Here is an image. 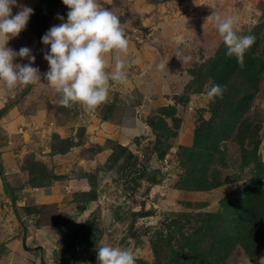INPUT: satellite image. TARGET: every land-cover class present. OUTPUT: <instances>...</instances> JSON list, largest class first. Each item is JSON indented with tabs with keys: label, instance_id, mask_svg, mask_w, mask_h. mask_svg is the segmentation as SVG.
Here are the masks:
<instances>
[{
	"label": "rangeland",
	"instance_id": "1",
	"mask_svg": "<svg viewBox=\"0 0 264 264\" xmlns=\"http://www.w3.org/2000/svg\"><path fill=\"white\" fill-rule=\"evenodd\" d=\"M155 1L163 3L158 5L160 10L140 18L126 0H116L117 8L110 7L113 0H100L120 18L128 40L136 41L140 29L144 44L130 58L136 61L128 69L130 83L113 85L108 103L96 112L86 113L78 105L62 106L59 95L43 78L18 99L24 85L11 92L0 89V105L16 99L0 116L4 163L0 173V264H99L97 249L102 244L131 249L136 264H164L169 259L167 244L176 245L177 240L172 220L189 215L185 230L195 235L191 228L198 219L194 214L198 212L202 219L209 218L208 214L221 215L223 219L235 208L234 200L242 198L244 183L254 176L264 199V167L260 176L252 156L249 162H242L246 149L255 150L264 164V68L256 83L232 78L222 97L210 99L207 95L213 85L210 64L224 44L212 14L236 15L239 34H253L255 25L264 22V0ZM16 2L32 10L40 2L45 5L33 23L30 15L25 29L7 45L17 52L22 47L31 49L35 56L32 66L42 76L49 70L43 57L50 46L43 45L41 37L61 23L58 15L66 21L69 9L62 0ZM19 10L13 7L12 15ZM259 31L260 38L264 31ZM259 45V52H264V37ZM184 57L189 59L184 61ZM28 62L19 57L14 61ZM162 62L167 68L160 70L157 65ZM248 84L251 91L256 89L253 99L230 121L228 133L218 135L222 104L226 99L235 106L244 93L240 89ZM232 86L236 90L230 91ZM161 107L166 110L160 111ZM196 142L217 149L206 160L189 158L194 150L200 152ZM120 145L127 150L120 152ZM33 163L38 166L31 176L25 168H33ZM94 178L96 197L80 211L83 201L76 194L89 191ZM199 179L212 186L199 189ZM3 180L11 187L14 201L3 188ZM210 222L220 224L218 218ZM244 223L240 231L248 224ZM81 225L84 229L78 232ZM168 236L175 238L173 242L161 240ZM241 242L227 250L223 264H264V245L249 254ZM187 253L181 263L202 264L200 256Z\"/></svg>",
	"mask_w": 264,
	"mask_h": 264
},
{
	"label": "clouds",
	"instance_id": "2",
	"mask_svg": "<svg viewBox=\"0 0 264 264\" xmlns=\"http://www.w3.org/2000/svg\"><path fill=\"white\" fill-rule=\"evenodd\" d=\"M67 20L57 16L61 23L52 26L41 43L50 46L44 54L49 70L43 79L59 95V103L71 108L79 106L86 113L96 112L108 103L113 85L127 86L130 44L120 18L104 7L100 0H62ZM19 7L13 16L12 8ZM32 9L17 5L16 0H0V89L14 91L18 86L41 82L38 67H33L35 56L31 49L15 51L8 42L25 29ZM216 30L227 48L226 55L234 56L241 68L247 50L255 43L254 35L239 34V17L213 13ZM17 57L29 61L14 63ZM189 58L184 57L187 61ZM167 63L157 68L166 69ZM224 86L213 84L207 95L210 99L222 97ZM99 264H136L133 251L126 247L102 244L97 249Z\"/></svg>",
	"mask_w": 264,
	"mask_h": 264
},
{
	"label": "trees",
	"instance_id": "3",
	"mask_svg": "<svg viewBox=\"0 0 264 264\" xmlns=\"http://www.w3.org/2000/svg\"><path fill=\"white\" fill-rule=\"evenodd\" d=\"M45 5L44 3L40 2L38 3L33 11L30 17L31 22L33 23L34 18L37 17L38 12H42ZM255 32L251 35L255 36V43L251 46L249 50L246 51L245 57H244V67L241 68L239 64L237 63V60L234 56H228L226 55L227 48L223 44L221 45L220 50L218 51L217 56L212 60L209 68V74L212 78L213 84H219L224 86V90L226 89L228 82L230 79H237L240 78L243 81H246L247 83L254 81L257 82V76L264 68V52H259L261 49V38L263 39L264 34L260 36L259 33L263 30L264 31V22H260L259 24L255 25L254 29ZM260 47V48H259ZM264 51V49H263ZM43 78V75L41 76ZM32 85L26 86L24 88V91H22L18 98L21 95H25L30 91V87ZM236 90L235 86L230 87V91ZM251 85H245V87L240 89L244 90L243 95L238 98V100L235 101V106L231 104L233 101H227L225 99V102L222 104V107L219 110V114L221 115V123L217 129L218 135L222 134V136L225 135V132L228 133L230 129V121L232 119L238 118L242 114L245 109H247L248 103L250 100L253 99ZM254 88V92H255ZM228 92V90H227ZM253 92V93H254ZM16 103V100L11 101L6 108L13 106ZM6 108L0 111V116L4 114ZM166 108H160V111H164ZM165 114V113H164ZM218 114V115H219ZM165 115H170V113L166 112ZM163 122L164 120L161 119ZM165 124V122H163ZM151 126L154 127V123H151ZM216 133V132H215ZM206 136V135H204ZM205 138V137H202ZM196 146L200 145V142L195 143ZM257 145H255L256 149ZM65 148V147H64ZM120 152L126 151L127 148L124 145H120ZM217 149L216 145H213V147H210L208 143H203V145H200L199 153L194 150L191 155H188L189 158H200L203 157L205 160L208 156L211 155V150ZM63 151V149H60V152ZM256 151L249 152L246 149H243V157L242 162L246 163L250 161V158H254V164H256L257 169L259 170V175L263 176L261 174V169H263L264 164L260 161V159L255 156ZM38 165L36 163H33L32 165L25 168L27 171L31 173L32 176V170H36ZM2 168V161L0 159V173L3 172ZM257 170V171H258ZM34 177V176H33ZM31 177L32 182L35 181V177ZM153 183H156L154 179L150 178ZM198 181V180H197ZM96 180L95 178L93 181H91V189L87 192L78 193L76 194L79 196L82 201V203H79V210L82 211L87 202H90L91 200H94L96 197ZM208 181L205 179L203 181L197 182V187L199 189H206L212 186V184H207ZM3 185L5 186L6 190L8 189V184L6 181L3 180ZM258 179L257 177H252L250 182L244 183V189H243V196L242 198L235 199V208H231L228 212V214L223 217L220 215V218L218 215L214 214H208L209 218L202 219L203 216H200V214L197 212L194 214L197 216V223L195 226H193L191 229L193 230V234L195 235H189L188 232L185 230V225L189 223L188 217L186 214L184 216H187L186 219H174L172 220V228L173 231L176 232L177 240L176 245L173 243L172 245L167 244L168 246V257L167 262L164 264H183L181 263V260L184 259V255H188L187 252L190 253V255H197L200 256L202 259V264H223V260L227 254V250L232 247L235 242H242L244 245V248L247 253L249 254H255L263 245H264V199L262 200V193L263 191L259 189L258 187ZM258 190H261L260 193ZM12 193V190H10ZM16 198L12 197V200L14 201ZM78 201V200H77ZM79 202V201H78ZM25 210L31 211L32 207H25ZM200 217H199V216ZM202 217V218H201ZM205 217V216H204ZM214 218H218L220 221L219 225H212L211 220ZM243 222H247L248 224L245 225L244 231H240V227L243 225ZM244 223V224H245ZM200 224V225H199ZM72 226V225H69ZM169 227V225H166ZM81 228V229H80ZM83 228V225H81L78 228V232H81ZM211 232L212 235H209L208 233ZM245 232V233H244ZM246 234L245 236L243 235ZM253 233V234H252ZM208 235V236H207ZM206 238V242H203V238ZM211 236V237H210ZM251 236V237H250ZM168 237H163L161 240L168 241L170 243ZM85 240V238H83ZM175 238L173 237L172 240ZM171 240V241H172ZM165 241V242H166ZM173 242V241H172ZM177 247V248H175ZM155 249V254L158 255V251H156V245L153 247ZM185 249L187 251H185ZM198 250V252H197ZM182 257V258H181ZM169 261V262H168ZM182 262H184L182 260Z\"/></svg>",
	"mask_w": 264,
	"mask_h": 264
},
{
	"label": "crops",
	"instance_id": "4",
	"mask_svg": "<svg viewBox=\"0 0 264 264\" xmlns=\"http://www.w3.org/2000/svg\"><path fill=\"white\" fill-rule=\"evenodd\" d=\"M24 1V0H23ZM26 1H28V0H25V2L23 3V4H25L26 3ZM128 3H132L131 5H132V7H134V15H137V17H140L141 18V16H144V13H147V12H149V11H152V10H160L159 9V7H158V5H159V3H162V2H159V3H157L155 0H126ZM114 2H116V0H113V2H111V4H110V7H115V8H117L118 6L114 3ZM121 3H123V0H121ZM136 3V4H135ZM163 4V3H162ZM169 4V3H168ZM170 4H172V3H170ZM138 21H139V18H138ZM132 23V22H131ZM134 42H135V44L136 45H134ZM130 41L129 40V44H130V55H129V57H128V60L132 63V62H134L135 60H130V58L132 57V56H136V51H138V50H143V46H142V43H138L137 41ZM143 44H144V42H143ZM146 49V48H145ZM149 50H152V49H149ZM136 53V54H135ZM140 56V55H139ZM134 59V58H133ZM138 60H139V58H138ZM142 61H144V59L142 58ZM141 61V62H142ZM130 63V64H131ZM135 63H136V61H135ZM144 63H146V62H144ZM152 63V62H151ZM140 66H141V68H143L144 66H142L143 64H139ZM133 70V69H132ZM136 70H137V68H136ZM135 70V71H136ZM134 71V72H135ZM130 72H131V70H130ZM150 78H152L151 76H150ZM158 78V77H157ZM153 80H158V79H156V78H152ZM150 83H152V82H150ZM150 83H149V85H147L148 87L150 86ZM154 84H156V83H154ZM155 86V85H154ZM24 88H26V86H23V88L21 87V89H19V91H20V93L22 92V91H24ZM117 88V87H116ZM116 88H115V90H116ZM113 89V88H112ZM30 93V91L28 92V94ZM16 99H18V97L16 98ZM16 99H14V100H16ZM13 101V100H12ZM9 103H11V101L9 102ZM9 103H7L6 105H4L3 106V104L2 105H0V111L1 110H3L4 108H6V106L9 104ZM12 107V106H11ZM8 112V109L6 108V110H5V112H4V114H2V117L6 114ZM0 159H1V161H2V167H3V165H4V163H3V159H2V157H0ZM2 169V168H1ZM2 174V173H1ZM1 183H2V186H3V188L5 189V191H6V193L10 196V198H11V200H12V197H14V196H12V193H11V191L10 190H12L11 189V187L10 186H8V189L9 190H6V188H5V186L3 185V181H1ZM16 206V205H15Z\"/></svg>",
	"mask_w": 264,
	"mask_h": 264
},
{
	"label": "built area",
	"instance_id": "5",
	"mask_svg": "<svg viewBox=\"0 0 264 264\" xmlns=\"http://www.w3.org/2000/svg\"><path fill=\"white\" fill-rule=\"evenodd\" d=\"M138 30V32H137V34L135 35V40L138 42V43H143V38H144V35H141V32H143L142 30H140V29H137ZM136 30V31H137Z\"/></svg>",
	"mask_w": 264,
	"mask_h": 264
}]
</instances>
